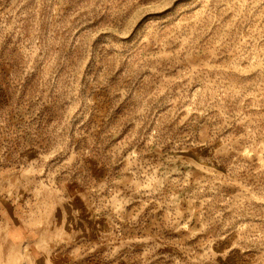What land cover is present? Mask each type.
<instances>
[{"label":"rangeland","instance_id":"obj_1","mask_svg":"<svg viewBox=\"0 0 264 264\" xmlns=\"http://www.w3.org/2000/svg\"><path fill=\"white\" fill-rule=\"evenodd\" d=\"M0 264H264V0H0Z\"/></svg>","mask_w":264,"mask_h":264}]
</instances>
